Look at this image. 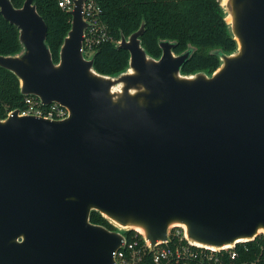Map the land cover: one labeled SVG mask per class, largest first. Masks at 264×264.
Here are the masks:
<instances>
[{
	"label": "water",
	"instance_id": "1",
	"mask_svg": "<svg viewBox=\"0 0 264 264\" xmlns=\"http://www.w3.org/2000/svg\"><path fill=\"white\" fill-rule=\"evenodd\" d=\"M83 4L55 62L34 0H0L22 45L0 67L23 96L68 111L0 119V264H113L128 231L151 251L176 227L212 249L264 235V0H221L236 49L190 74L193 49L163 40L151 56L144 23L117 43L126 70L99 73L83 52Z\"/></svg>",
	"mask_w": 264,
	"mask_h": 264
},
{
	"label": "trees",
	"instance_id": "2",
	"mask_svg": "<svg viewBox=\"0 0 264 264\" xmlns=\"http://www.w3.org/2000/svg\"><path fill=\"white\" fill-rule=\"evenodd\" d=\"M21 7L25 0H11ZM103 13L101 19L107 26L110 38L95 48L94 67L106 75H117L129 65V52L117 46L123 36L128 37L144 23L141 37L146 51L160 57V41L175 43L174 52L181 54L193 49L183 65L184 74L205 71L212 73L220 65L219 51L230 53L236 41L229 32L221 8V0H99ZM39 14L48 26L47 44L55 62L71 27L69 11L62 9L58 0H34ZM22 50L18 28L0 14V55H14ZM25 96L20 92L19 80L14 73L0 67V119L14 109H23ZM91 221L114 229L99 212L93 211ZM135 231L125 233L133 239ZM140 237L141 235L138 234ZM249 247L248 258H256L264 246V235L239 245L241 252Z\"/></svg>",
	"mask_w": 264,
	"mask_h": 264
},
{
	"label": "built area",
	"instance_id": "3",
	"mask_svg": "<svg viewBox=\"0 0 264 264\" xmlns=\"http://www.w3.org/2000/svg\"><path fill=\"white\" fill-rule=\"evenodd\" d=\"M59 6L67 11L73 10L75 0H58ZM84 18L88 23L83 41V52L87 58L93 57L95 48L110 38L107 26L101 16L103 8L99 0H84ZM25 107L20 115H35L48 119H63L68 111L58 103L43 105L33 96H25ZM11 111L8 112L11 113ZM212 249L198 246L185 237L181 227L173 228L169 240L159 243L153 251L142 236L134 235L133 239L126 237L122 246L115 252L113 264H264V246L256 258H248L249 247L244 246L241 252L239 245Z\"/></svg>",
	"mask_w": 264,
	"mask_h": 264
}]
</instances>
